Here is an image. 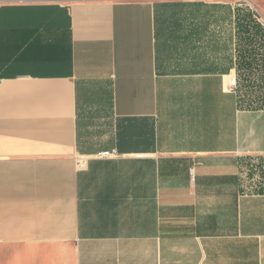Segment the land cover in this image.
Returning a JSON list of instances; mask_svg holds the SVG:
<instances>
[{"label": "crops", "instance_id": "1", "mask_svg": "<svg viewBox=\"0 0 264 264\" xmlns=\"http://www.w3.org/2000/svg\"><path fill=\"white\" fill-rule=\"evenodd\" d=\"M244 12L0 1V264H264V108L230 88L238 34H264Z\"/></svg>", "mask_w": 264, "mask_h": 264}, {"label": "trees", "instance_id": "2", "mask_svg": "<svg viewBox=\"0 0 264 264\" xmlns=\"http://www.w3.org/2000/svg\"><path fill=\"white\" fill-rule=\"evenodd\" d=\"M256 12L248 10L247 12H244L242 15V31H254L258 32L261 30H264L262 26L257 23L255 20ZM240 19V18H238ZM253 25V26H251ZM241 40L242 46H239L240 49H238L239 52H242V66L243 69L241 71L240 76L244 83V85H241L239 81L237 80V91L240 96L241 86H246L245 83L247 79L250 77H256L258 74L259 78L264 79V34H238V41ZM242 49V50H241ZM249 49H252L251 53H253V59L255 61V66L246 59L248 57V51ZM241 50V51H240ZM254 55L257 57V60L255 59ZM241 82V81H240ZM257 87H260L261 93H257V101L255 106L258 108H264V83L260 85H255ZM262 88V89H261ZM247 95V93H245ZM252 107V106H251ZM250 108V107H249Z\"/></svg>", "mask_w": 264, "mask_h": 264}, {"label": "rangeland", "instance_id": "3", "mask_svg": "<svg viewBox=\"0 0 264 264\" xmlns=\"http://www.w3.org/2000/svg\"><path fill=\"white\" fill-rule=\"evenodd\" d=\"M243 2V8L244 11H248V10H255L256 11V6L253 3V0H242ZM253 26V25H251ZM241 85H244L243 81L241 80V82H239ZM247 84L246 86H241V91H240V95L242 96V101H243V106L244 107H253L256 104L257 101V93L259 91V93H261L260 91V87H257L255 85H260L264 83V79L263 78H259L258 74L256 77H252V78H248L247 81L245 82ZM262 89V88H261ZM258 90V91H257ZM245 93H247V95H245ZM264 104V102H263Z\"/></svg>", "mask_w": 264, "mask_h": 264}, {"label": "built area", "instance_id": "4", "mask_svg": "<svg viewBox=\"0 0 264 264\" xmlns=\"http://www.w3.org/2000/svg\"><path fill=\"white\" fill-rule=\"evenodd\" d=\"M3 1V0H0ZM237 79L236 78H232V80L230 81V88L235 89L237 87ZM105 154H107L105 152ZM78 166L82 167L84 166V161H78Z\"/></svg>", "mask_w": 264, "mask_h": 264}]
</instances>
